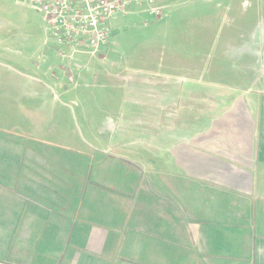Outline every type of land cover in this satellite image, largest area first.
<instances>
[{"label":"crops","instance_id":"0c3cea01","mask_svg":"<svg viewBox=\"0 0 264 264\" xmlns=\"http://www.w3.org/2000/svg\"><path fill=\"white\" fill-rule=\"evenodd\" d=\"M131 11L110 22L124 45L117 24ZM124 50L112 55L124 78L112 81L128 86L134 100L140 94L141 111L156 116L155 128L143 131L151 142L141 153L155 160L166 183H143L131 196L129 177L118 178L114 167L106 176L97 161L76 163L79 172L65 174L57 195L45 188L22 196L0 180V264H264V227L252 222L264 216V89L252 82L264 79V54L241 51L233 63L250 73L230 80L235 67L224 61L216 82L181 81L171 54L158 57L156 78L144 81L135 76L129 46Z\"/></svg>","mask_w":264,"mask_h":264},{"label":"rangeland","instance_id":"374dc122","mask_svg":"<svg viewBox=\"0 0 264 264\" xmlns=\"http://www.w3.org/2000/svg\"><path fill=\"white\" fill-rule=\"evenodd\" d=\"M148 1L133 0L125 10L126 14L132 10L131 18L118 22L125 45L115 31L113 53L111 48L64 61L50 53L58 47L50 46L41 13L0 0L1 186L21 188L22 196L45 188L57 195L65 191V174L72 177L79 172L76 163L93 167L97 161L106 176L114 167L118 178L129 177L134 184L131 196L141 194L143 183L165 180L155 160L150 162L141 153V146L151 142L143 131L155 128L156 116L141 111L140 94L134 100L128 86L112 81L124 78V68L113 67L112 55L118 51L124 56L128 45L135 76L144 81L156 78L158 57L162 62L172 54L171 64L181 67V81L193 77L198 82H216L221 80L215 76L224 61L235 67L229 70L230 80L250 73L233 63L239 61L241 51L244 57L254 50L264 54V0H153L160 11L156 16L149 12ZM188 67L194 72H185ZM254 81L264 89V79ZM16 131L44 145L14 137ZM60 163L68 165L66 172ZM89 184L96 185L94 180ZM252 222L264 227V216H253ZM250 251L244 249V256Z\"/></svg>","mask_w":264,"mask_h":264},{"label":"built area","instance_id":"2783aa9c","mask_svg":"<svg viewBox=\"0 0 264 264\" xmlns=\"http://www.w3.org/2000/svg\"><path fill=\"white\" fill-rule=\"evenodd\" d=\"M41 13L50 46L61 60L72 61L78 54L98 55L116 47L111 20L126 14L133 0H15ZM149 12L159 9L148 1ZM70 54H68V52ZM63 62V61H62ZM70 65V63H69Z\"/></svg>","mask_w":264,"mask_h":264}]
</instances>
